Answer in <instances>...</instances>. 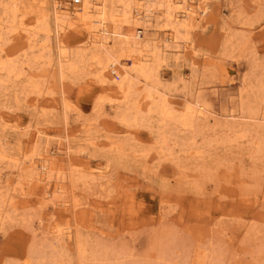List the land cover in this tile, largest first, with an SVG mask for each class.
<instances>
[{
	"label": "rangeland",
	"instance_id": "374dc122",
	"mask_svg": "<svg viewBox=\"0 0 264 264\" xmlns=\"http://www.w3.org/2000/svg\"><path fill=\"white\" fill-rule=\"evenodd\" d=\"M15 1V27L0 3V63L15 66L0 68V264H264V0H192L206 13L182 53L149 54L129 98L79 26L59 31L61 76L52 0ZM157 26L143 51L174 34ZM162 98L171 117L151 109ZM66 146L44 177L38 156Z\"/></svg>",
	"mask_w": 264,
	"mask_h": 264
},
{
	"label": "bare ground",
	"instance_id": "6f19581e",
	"mask_svg": "<svg viewBox=\"0 0 264 264\" xmlns=\"http://www.w3.org/2000/svg\"><path fill=\"white\" fill-rule=\"evenodd\" d=\"M79 1L80 3L78 5L80 4L81 5L79 9H76V10L75 9L69 10L70 7H68L67 4H65L64 0H52L51 2L52 3L51 12L50 11L49 12L52 13L51 15L52 22L56 30V33H57L56 35L57 38L56 37L55 38H56L57 56H58V60L60 64L59 66L60 75L63 76L62 74L64 73L65 65L66 66L68 65L67 64L64 65L67 57H65L66 56L65 50H64L61 40L59 39V31H62L64 28L70 29V27L79 26L83 28L89 34V36H91V42L89 46H93L95 49L102 51V54L104 53V56H103L100 52L99 53L96 52L90 57V60L96 61L97 62L96 64H99V65L103 63L106 66H114L117 68V72L122 77L121 78L122 82L119 85V89L120 91L123 92L124 94L123 96L125 98H129L131 97V95L134 96V94L136 93L135 86L137 84L143 82V86H144L149 80L152 79L153 77L152 68L148 67V64H147L148 59H150L149 54L150 55L152 54V57L154 58L155 56L153 55L155 52L158 54L159 53L162 54L163 50H170V51H173L176 54V56H179L182 53V50L180 48L183 44L180 45L179 43L180 41H179V38L177 37L178 33L180 31L183 32V31H188L189 29H191L192 22H194L195 20L200 21L201 17H203L206 13V10L204 9V10H201L199 15L195 14L196 10L199 7L198 8L196 7L194 9L191 6L192 0H140L141 2L137 0H79ZM1 2L2 4L5 2L11 3L12 5L11 7L13 8L9 6L11 8L9 10L10 11L9 16L11 20L10 24L14 26V24L17 23L16 13L19 12L17 11V5L15 3L16 1L15 0H0V3ZM31 2H37L39 3V5H41L38 0H31ZM41 2H43V5H44V1H41ZM78 5H74V6H78ZM44 7H41L42 9L40 10L39 15H40V18L42 19L41 21L47 26L49 13L46 12V9H44ZM34 8H30L29 12L31 11V9H34ZM36 8L39 9L38 7ZM26 13H28V11H26ZM33 13L34 12H32V14ZM37 13L38 12H36V14ZM158 22H163L166 27H170V30H172L174 34H172L170 38L165 37V38L159 39L158 46L156 47L148 46L147 51H143L138 46L140 43L137 41H134L135 37L139 36V33L143 36L146 35L148 33V29H151V28L159 29L160 27L157 26ZM128 25L132 27L134 26L136 30L130 33L123 32V28ZM46 26H45V31H46ZM138 30L139 32H137ZM141 35H140V38H143ZM73 54H74L73 56H77L78 52H75ZM68 59L66 61H68ZM77 61L75 60V62ZM125 61H129L130 66H127L125 64ZM73 66L75 65L73 64ZM73 66L71 68H73ZM0 68L1 70H6L7 74H12L14 72L15 66L11 64L0 63ZM149 97L150 95L145 94V96H143L142 99L149 98ZM132 106H133L132 110L134 111L133 113H135L136 116H138L141 113L140 108H138L137 105L135 106L132 105ZM152 106L153 108L151 109L156 113L158 112L161 118L171 117L169 116L170 115L169 113L174 111L173 109L171 111L168 101H166L163 98L159 100L158 102L153 103ZM193 106L195 107V103L188 102L186 105V112L188 111L192 114V111L194 112V110H192L194 109L192 108ZM194 116H196V114ZM132 119L134 121L136 120V118H132ZM168 121L170 122V120H167V122ZM181 122L184 125L188 124L187 120L184 118ZM174 124H178L177 120L176 122L174 120ZM65 148L66 150L64 151V153L62 150L57 149V151L55 152L56 155H54L53 157H51L49 154L38 156V162L40 164L39 165L40 173H42L44 177H46L45 175L48 176L49 173L51 174L52 170L55 169L54 168L55 162H58L56 157L58 155L60 156V154H63L66 157L70 156V152H71L70 148H67V146ZM32 166H33L32 170H36L37 167H35L33 164ZM32 166L30 165L29 167H32ZM44 177L43 178L41 177L42 179H38L39 183L40 182L42 183L44 180H46V182L48 181L47 179H44Z\"/></svg>",
	"mask_w": 264,
	"mask_h": 264
},
{
	"label": "built area",
	"instance_id": "2783aa9c",
	"mask_svg": "<svg viewBox=\"0 0 264 264\" xmlns=\"http://www.w3.org/2000/svg\"><path fill=\"white\" fill-rule=\"evenodd\" d=\"M79 3H80L79 0H72V4H73V5H78Z\"/></svg>",
	"mask_w": 264,
	"mask_h": 264
}]
</instances>
